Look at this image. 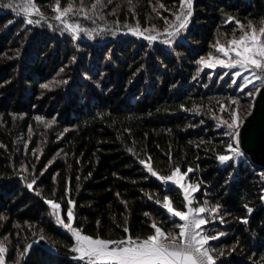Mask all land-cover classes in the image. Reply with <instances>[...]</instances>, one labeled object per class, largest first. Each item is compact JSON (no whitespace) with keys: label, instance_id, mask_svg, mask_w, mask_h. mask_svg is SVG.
Wrapping results in <instances>:
<instances>
[{"label":"trees","instance_id":"1","mask_svg":"<svg viewBox=\"0 0 264 264\" xmlns=\"http://www.w3.org/2000/svg\"><path fill=\"white\" fill-rule=\"evenodd\" d=\"M9 2L0 0L5 264H85L47 201L60 205L67 223L71 200L72 226L92 238L146 239L153 223L178 233L181 222L162 204L167 196L186 211L183 190L166 186L141 161L160 176L175 168L188 173L197 201L218 206L208 232L218 236L209 242L216 264H264V170L246 155L218 159L233 143V130L220 121L231 123L230 112L246 106L251 90L198 63L215 53L217 41L241 34L237 21L244 30L249 23L264 28V0H192L186 28L154 41L123 33L176 30L177 16L188 11L181 0H59L61 9L72 6L67 21L82 39L53 20L27 24L15 10L21 0L2 6ZM56 3L35 0L51 17Z\"/></svg>","mask_w":264,"mask_h":264},{"label":"snow or ice","instance_id":"2","mask_svg":"<svg viewBox=\"0 0 264 264\" xmlns=\"http://www.w3.org/2000/svg\"><path fill=\"white\" fill-rule=\"evenodd\" d=\"M99 3V0H97ZM3 7H14L10 2L3 4ZM95 7V5L93 6ZM192 0H181V8H187L188 11L182 16H177V20L180 21L178 28L175 32L167 31L169 37H175L179 35L180 30L186 28L188 18L192 15L191 12ZM15 10L18 13H23L27 24L37 23L28 18L33 12L39 15V9L35 6V0H21V2L15 5ZM53 11L57 13L55 19L65 23V27L78 32L79 26L69 25L63 18L68 13L72 12V6L61 9L59 0H57L56 6ZM232 18H229L231 20ZM241 35L239 39L233 38L227 41V45L221 44L217 41L215 51L221 55L209 54L207 60L201 58L198 62L206 67L215 68L217 65L226 69H235L232 73L234 77H242L243 86L241 91H244L248 85L253 84L254 81L264 82V28H260L259 31L251 24L247 26L249 31H245V26L236 22ZM171 27V26H170ZM135 34H139V29L133 30ZM146 39L153 41L156 40V36H148ZM164 43H171V40H165ZM226 58V59H225ZM244 73H250V75H244ZM237 81L234 79L233 83ZM43 88H49V84L41 85ZM259 91V89H258ZM251 96V91L246 93ZM232 103H238L233 100ZM221 112L229 111L227 105L220 106ZM231 123L221 120V124H226L229 129L233 131L227 133L233 140V143L228 145V152L231 155H220L218 159L221 163L232 160L234 157L242 156L243 153L239 149V123L238 114L235 110L230 112ZM39 120L40 118L37 117ZM145 165L147 171L162 182H171L178 185L184 190V199L187 202L185 207L186 211L176 210L169 197L165 196L162 206L167 209L168 213L173 217V223H176L175 218H178L181 223H177L176 227L179 229L177 232L165 233L155 223L151 225L154 229V234L149 235L146 239H133L131 236H127L123 240L110 241L100 238H92L88 235L82 234L81 230L72 226L73 220V202L69 200V208L67 209V223L61 218L60 205L53 201H47L50 204L52 215L56 217V222L65 227L75 239V245L72 251L78 253V258L85 262V264H215L214 258L211 255V249L206 247L210 240L218 239V236H212L205 234L202 231L208 221L204 218V213L214 215L218 212V206L209 209L205 206L193 207L191 194L198 190V186L188 185L187 187L182 181L188 173H182L179 168H175L168 176H160L150 166V162L141 161ZM191 168L188 172H192ZM32 188V184L28 185ZM249 212L252 209H248ZM246 222V221H245ZM128 231L127 228L124 229ZM220 235H223L221 233ZM179 241V242H177ZM28 249H25L27 252ZM6 252V248L0 243V264H5L3 253Z\"/></svg>","mask_w":264,"mask_h":264},{"label":"rangeland","instance_id":"3","mask_svg":"<svg viewBox=\"0 0 264 264\" xmlns=\"http://www.w3.org/2000/svg\"><path fill=\"white\" fill-rule=\"evenodd\" d=\"M37 8V7H36ZM192 8V7H191ZM57 15V14H56ZM43 16L44 17H46V18H43ZM56 17V16H55ZM55 17H51V16H46V15H44L43 13H41V12H39V15H37L36 13H32L28 18H30V19H32L33 21H38V22H40V21H43V20H53V21H55V22H58L59 24H61L58 20H56L55 19ZM64 20H68L67 19V16L66 17H64L63 18ZM62 22V21H61ZM177 22L178 23H180V21H178V20H176V25H177ZM63 23V22H62ZM67 23H68V21H67ZM69 25H71L70 23H68ZM62 26H64L65 27V23H64V25L63 24H61ZM66 28V27H65ZM256 28V27H255ZM67 29V28H66ZM135 29H139V28H136V27H130V28H128V29H126L125 31H124V33H123V36H128V35H134V36H137V37H140L141 39H145V40H148V39H146L145 37H148V36H156L157 38L159 37V36H162V35H167V31H172V32H175L176 30H167V31H164V32H162V33H158V34H154V35H146L141 29H139V34H135L134 33V31L133 30H135ZM257 29V31H259V29L260 28H256ZM69 30V29H68ZM70 31V30H69ZM245 31H249L250 32V29H246ZM71 32V31H70ZM75 32V31H74ZM72 33V32H71ZM79 37H81V35H79L77 32H75ZM73 34V33H72ZM242 34V33H241ZM240 34V35H241ZM76 38H78L75 34H73ZM239 35V36H240ZM239 36L238 37H235L236 39H239ZM82 38V37H81ZM156 38V39H157ZM154 41V40H153ZM221 44H224L225 46L227 45V42H221ZM213 55H221L222 56V54H218V53H216V51H215V53L213 54ZM226 59V58H225ZM205 60H207V58L205 59ZM204 66V65H203ZM205 68H208V69H211V70H214V71H216V70H223L224 72H226V73H233L234 71H235V69H226V68H223V67H221V66H219V65H217L215 68H209V67H206V66H204ZM244 75H250V73H244ZM233 76V75H232ZM233 78L238 82V84L242 87L243 86V79H242V77H234L233 76ZM264 82H261V81H254V83L253 84H250V85H248V88H250V90H251V92H252V95H251V97L248 99V101H246L247 103H246V106H244V107H242V108H238L237 109V114H238V123H239V128H238V132H239V129H240V127L242 126V124L244 123V121L246 120V118L251 114V111H252V109H253V100H254V97H255V95H256V93L258 92V89L261 87V85L263 84ZM240 115V116H239ZM239 146V145H238ZM239 149H240V151L243 153V155L242 156H239V157H234L233 159L235 160V161H237V160H240V159H242L246 154L241 150V148L239 147ZM228 155H231V153L230 154H228ZM247 156V155H246ZM228 162V161H227ZM224 163H226V162H224ZM182 183L183 184H185V186L187 187L188 185H194V186H198L197 184H192V183H190L189 182V180L187 179V176L185 177V180L184 181H182ZM165 185L167 186V185H175V184H172L171 182H167V183H165ZM175 186H178V185H175ZM179 187V186H178ZM183 190V189H182ZM198 191V190H197ZM197 191L196 192H194V193H192L191 194V199H192V201H193V203H192V206L193 207H200V206H205V207H207L206 206V204H205V201L204 200H202V202L201 203H199L198 201H197V199H196V193H197ZM183 192H184V190H183ZM203 216H204V218L208 221V223H206L204 226H202V230H203V232L205 233V234H208V232H209V230H210V227H212V225L214 224V222H215V217L213 216V215H210L209 213H204L203 214ZM56 218V217H55ZM212 223V224H211ZM61 225V224H60ZM61 228H65V227H63L62 225H61ZM65 233H70L71 234V232H69L66 228H65ZM72 235V234H71ZM40 240H41V238L40 239H38V240H36V241H34L33 242V244H37L38 245V243L40 242ZM177 242H179V241H177ZM210 242V241H209ZM44 247H46V248H49V247H47V246H44ZM206 247H209L210 248V246H209V243H208V245H206ZM211 255H212V252H211ZM213 256V255H212ZM76 258H78V253H77V256H75ZM213 258H214V261H215V264H216V262H217V260H216V258L213 256ZM79 259V258H78Z\"/></svg>","mask_w":264,"mask_h":264},{"label":"water","instance_id":"4","mask_svg":"<svg viewBox=\"0 0 264 264\" xmlns=\"http://www.w3.org/2000/svg\"><path fill=\"white\" fill-rule=\"evenodd\" d=\"M239 147L254 165L264 170V84L254 97L251 114L239 129Z\"/></svg>","mask_w":264,"mask_h":264},{"label":"built area","instance_id":"5","mask_svg":"<svg viewBox=\"0 0 264 264\" xmlns=\"http://www.w3.org/2000/svg\"><path fill=\"white\" fill-rule=\"evenodd\" d=\"M43 18H46L43 16ZM61 24L64 25V23H62L61 21H59ZM68 29V28H67ZM70 30V29H69ZM73 34H75L79 39H82L81 37H79L74 31L70 30ZM264 84V83H263ZM61 232L65 233V228H61ZM38 245H41L40 243H38Z\"/></svg>","mask_w":264,"mask_h":264},{"label":"crops","instance_id":"6","mask_svg":"<svg viewBox=\"0 0 264 264\" xmlns=\"http://www.w3.org/2000/svg\"><path fill=\"white\" fill-rule=\"evenodd\" d=\"M203 231V230H202Z\"/></svg>","mask_w":264,"mask_h":264}]
</instances>
